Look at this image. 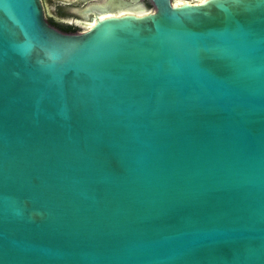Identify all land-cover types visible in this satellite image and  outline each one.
Instances as JSON below:
<instances>
[{"label":"water","instance_id":"1","mask_svg":"<svg viewBox=\"0 0 264 264\" xmlns=\"http://www.w3.org/2000/svg\"><path fill=\"white\" fill-rule=\"evenodd\" d=\"M91 11L0 0V264H264V0Z\"/></svg>","mask_w":264,"mask_h":264},{"label":"flooded vegetation","instance_id":"2","mask_svg":"<svg viewBox=\"0 0 264 264\" xmlns=\"http://www.w3.org/2000/svg\"><path fill=\"white\" fill-rule=\"evenodd\" d=\"M108 1L109 0H40V4L46 23H57L64 28L62 33H66L71 30L88 29L92 25V21L94 22L96 19L106 16L105 13L94 11L83 14L82 10L101 5L103 6ZM176 2H179V0L175 1L174 4ZM124 12L125 11H120L118 14Z\"/></svg>","mask_w":264,"mask_h":264},{"label":"rangeland","instance_id":"3","mask_svg":"<svg viewBox=\"0 0 264 264\" xmlns=\"http://www.w3.org/2000/svg\"><path fill=\"white\" fill-rule=\"evenodd\" d=\"M174 2L177 1V0H173ZM182 1H186V2H197L198 0H179V2H182Z\"/></svg>","mask_w":264,"mask_h":264},{"label":"bare ground","instance_id":"4","mask_svg":"<svg viewBox=\"0 0 264 264\" xmlns=\"http://www.w3.org/2000/svg\"><path fill=\"white\" fill-rule=\"evenodd\" d=\"M179 3H181V2H178V3H175V5H177V4H179ZM119 14H123V13H119ZM105 17V16H104ZM93 23V21L91 22V24Z\"/></svg>","mask_w":264,"mask_h":264},{"label":"trees","instance_id":"5","mask_svg":"<svg viewBox=\"0 0 264 264\" xmlns=\"http://www.w3.org/2000/svg\"><path fill=\"white\" fill-rule=\"evenodd\" d=\"M176 3H178V2H176Z\"/></svg>","mask_w":264,"mask_h":264}]
</instances>
